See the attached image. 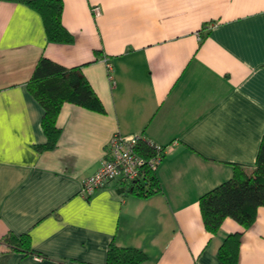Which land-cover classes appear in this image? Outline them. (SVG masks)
I'll list each match as a JSON object with an SVG mask.
<instances>
[{"label":"crops","instance_id":"1","mask_svg":"<svg viewBox=\"0 0 264 264\" xmlns=\"http://www.w3.org/2000/svg\"><path fill=\"white\" fill-rule=\"evenodd\" d=\"M70 43H47L37 10L0 0V264H104L110 242L141 249L138 264H222L240 232L237 264H264V205L248 228L203 225L199 196L250 170L264 130V0H62ZM44 55L81 71L105 111L64 102L57 144L26 83ZM106 61L111 64L112 86ZM115 132L164 145L148 197L82 180ZM27 233L34 252L7 249Z\"/></svg>","mask_w":264,"mask_h":264},{"label":"trees","instance_id":"2","mask_svg":"<svg viewBox=\"0 0 264 264\" xmlns=\"http://www.w3.org/2000/svg\"><path fill=\"white\" fill-rule=\"evenodd\" d=\"M24 2L39 12L47 43H70L72 34L64 27L61 15L62 0H8ZM33 98L42 108L41 128L46 137L37 149H51L57 144L60 128L56 124L57 114L64 102L104 112V106L96 92L83 75L80 66H64L41 55L26 83ZM163 152L164 145H161ZM136 152L146 158L158 151L141 140ZM231 174L198 198L201 218L205 229L215 234L222 221L230 217L243 228H248L256 218L257 209L264 205V130L257 148L254 166L248 170L239 163H232ZM156 170V169H155ZM155 170L144 167L141 177L121 181L123 191L148 197L160 189ZM240 232L228 234L219 245L216 255L222 264H237ZM2 240L7 249L34 252L29 235L7 233ZM147 255L138 248L119 246L110 242L104 264H138ZM70 264H87L70 260Z\"/></svg>","mask_w":264,"mask_h":264},{"label":"built area","instance_id":"3","mask_svg":"<svg viewBox=\"0 0 264 264\" xmlns=\"http://www.w3.org/2000/svg\"><path fill=\"white\" fill-rule=\"evenodd\" d=\"M108 76L112 86L115 85L111 71V64L106 61ZM141 140L158 152L146 158L136 152V147ZM165 150V149H164ZM163 149L150 139H144L141 133L123 134L115 132L107 142L105 154L98 168L85 177L81 183V194L88 196L96 189L104 187L111 181H126L141 177L144 167L155 170L159 164Z\"/></svg>","mask_w":264,"mask_h":264}]
</instances>
